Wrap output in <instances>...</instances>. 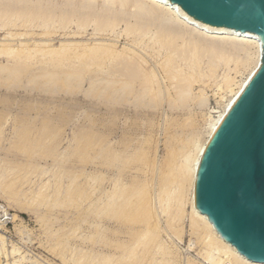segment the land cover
I'll return each mask as SVG.
<instances>
[{"label":"rangeland","instance_id":"1","mask_svg":"<svg viewBox=\"0 0 264 264\" xmlns=\"http://www.w3.org/2000/svg\"><path fill=\"white\" fill-rule=\"evenodd\" d=\"M38 1L56 16H0V45L29 54L0 60L17 76L0 78V260L210 264L215 241L191 213L190 169L229 90L253 67L255 47L224 44L217 54L189 25L170 41L127 18L58 17L111 5L129 15L136 0ZM91 43L122 55L109 71L133 63L140 103L110 108L84 85L33 88L44 66L55 69L60 56Z\"/></svg>","mask_w":264,"mask_h":264},{"label":"water","instance_id":"2","mask_svg":"<svg viewBox=\"0 0 264 264\" xmlns=\"http://www.w3.org/2000/svg\"><path fill=\"white\" fill-rule=\"evenodd\" d=\"M211 28L257 36L261 62L201 159L195 204L221 240L264 264V0H168Z\"/></svg>","mask_w":264,"mask_h":264},{"label":"bare ground","instance_id":"3","mask_svg":"<svg viewBox=\"0 0 264 264\" xmlns=\"http://www.w3.org/2000/svg\"><path fill=\"white\" fill-rule=\"evenodd\" d=\"M123 4L124 3H122V5ZM135 4H137L138 10L134 13L131 12L129 15L119 12L120 10L113 9L110 4L111 7L107 6L101 9L102 13L94 11L91 7H84L81 8L80 11L78 9L61 11L58 17L70 19L79 15L77 18L80 21L95 18L100 24L106 23L109 20L118 22L121 21V19L127 18L126 23H130L131 20L134 21L136 26H138L136 28L140 27L144 29L152 27L158 35H161L170 41L181 39L184 35L185 29L181 25H189L188 28L194 31L197 29L198 32H196L200 35L194 36L198 39L195 40L196 43H199V40L202 39L201 36L208 38L205 40L207 41V47L217 54L222 52L224 44L238 45L237 43H244V45H252L256 49V60L253 67L236 88L229 90L230 94L224 101L222 110L208 125L207 138L204 143L199 146L193 159L189 182L191 186V213L206 227L207 230H209L215 241V245L212 247L211 251L212 255L210 254V257L207 255L208 258L206 257V260L210 264H220L224 261L233 264H258L247 261L240 256L233 247L221 240L208 219L197 211L195 204L196 175L207 145L217 132L227 112L235 104L251 76L256 72L260 65L261 46L258 38L250 33L241 34L222 28L218 29L205 26L188 17L180 8L171 5L168 0H136ZM40 6H42V4L38 0H0V16L6 14H18L31 17H45L46 19L56 16L54 12L47 13L50 11L49 9L41 10ZM81 47L82 48L75 50L72 49L74 51L73 55H67L68 57L60 56L59 60L62 59L58 63V67H55V69H49V66H44L42 68L44 71L43 77L34 80L33 88L43 91L51 90L52 93V90H61V88H64L65 90L72 91L80 89L84 85L87 87V91L92 94L104 95L109 104L108 107L110 108L129 107L131 102L133 104H138L142 101L144 95L141 89L137 91L136 87H140L141 83L137 85L133 84L134 81L136 82V80H139L137 79L138 71L132 67L133 63H128V61V64L126 63L128 68H126L124 67V62L119 60L120 65H122L120 66V69L119 67H116L114 70L109 71L107 67L110 66V63L116 62L112 59H119L122 56L121 54H117L110 45L104 43H94L90 47ZM53 54H56L54 57L59 56V53L57 54L55 52ZM28 56V53L22 52L21 50H15L11 48V45L9 44L0 45V60L6 59L5 61H10V58ZM125 59L127 60L128 58ZM102 63L103 65H106L105 68H103L104 66H102ZM136 63L135 65H137ZM136 67L137 69L139 68L138 66H135V68ZM121 69L122 71H120ZM123 69L126 70V72L123 71ZM14 71L15 69H7L3 65H0V78L4 79L7 83L12 84L17 78ZM8 86L10 85H7V87ZM214 254L223 257L224 260L222 261V258H219L220 260H218L213 256ZM0 264L5 263L0 260Z\"/></svg>","mask_w":264,"mask_h":264}]
</instances>
